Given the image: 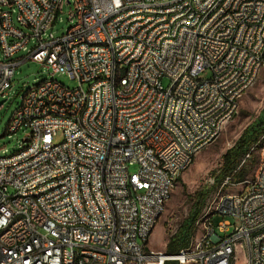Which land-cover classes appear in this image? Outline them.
<instances>
[{"label":"built area","instance_id":"built-area-1","mask_svg":"<svg viewBox=\"0 0 264 264\" xmlns=\"http://www.w3.org/2000/svg\"><path fill=\"white\" fill-rule=\"evenodd\" d=\"M212 4L0 0V108L26 61L74 83L87 78V89L45 81L17 102L5 135L24 133L26 152L0 155V192L11 197L0 199V264H231L241 253L264 264V150L253 177L225 178L221 189L240 190L216 195L219 211L207 203L185 249L149 247L173 181L235 119L264 68V0H224L219 12ZM66 7L72 26L56 37ZM227 218L239 223L233 231Z\"/></svg>","mask_w":264,"mask_h":264},{"label":"rangeland","instance_id":"rangeland-1","mask_svg":"<svg viewBox=\"0 0 264 264\" xmlns=\"http://www.w3.org/2000/svg\"><path fill=\"white\" fill-rule=\"evenodd\" d=\"M71 26L72 22H70L69 18V9L66 7L55 22L52 32L56 37H60ZM31 46L32 45L29 46V49ZM26 54V52H20L16 54L13 59L20 61L26 56ZM0 58L2 59L1 50ZM209 77L210 74L205 72L200 78L207 79ZM52 80L67 87H78V82L75 81L74 83L70 81L66 75L61 73L53 74V72L48 69L47 65H43L35 61H26L16 68L11 87L6 93L5 99L7 101H5L3 106L0 108V155H3V152L7 155L17 152L24 143V133L20 132L12 136L5 135L8 123L15 111L18 109L17 102L21 101L22 96L28 90L45 81ZM161 83L165 88H167L170 85V79L165 77L161 80ZM84 88L87 89V85H84ZM0 101L3 100L0 99ZM263 111L264 68L260 73L259 79L256 80L254 87H252L240 101V109L235 119L227 125L220 137L204 149L195 158L190 168L183 172L178 178L176 186L172 191L171 198L166 203L164 213L159 219L149 240V247L152 250L161 252L166 251V245L170 237L176 233L183 221L189 216L193 205V200L191 198L196 193L204 189L211 190L213 188L205 202L202 209L203 211L208 202L211 203L219 197L216 195L234 193L240 190V187L225 186L221 189V185L217 186L216 180L220 175L223 163L222 156L228 149L235 145L245 128L258 119L262 115ZM62 141L63 135L60 132L55 138V142L60 143ZM263 150L264 135L261 138V142L254 145L252 159L247 164L246 177L251 178L254 176ZM136 170V167L130 168V172H135ZM228 219L232 224L230 231H233L234 226L239 225V223L233 218H227V220ZM223 220L224 219L221 216H216L214 218V224L217 225ZM196 231H198V228L194 226V232ZM221 235L223 236V234ZM245 262L246 260L243 253L238 254L234 259V264H245Z\"/></svg>","mask_w":264,"mask_h":264},{"label":"trees","instance_id":"trees-1","mask_svg":"<svg viewBox=\"0 0 264 264\" xmlns=\"http://www.w3.org/2000/svg\"><path fill=\"white\" fill-rule=\"evenodd\" d=\"M264 135V111L262 115L252 122L249 126L245 128L239 139L236 141L235 145L228 149L226 153L222 156V167L220 175L217 177V186L221 185L225 178L233 176L236 181H241L247 175V164L251 160H247L246 164L241 167V169L235 173L241 164L245 156L250 152L251 148L261 142V138ZM213 188L204 189L196 193L191 199L193 200V205L189 216L183 221L178 230L174 235H172L166 245L165 253L167 255H177L183 249H185L189 243L190 239L194 234L195 223L205 205V202L212 192ZM165 264H179L176 261H167Z\"/></svg>","mask_w":264,"mask_h":264},{"label":"bare ground","instance_id":"bare-ground-1","mask_svg":"<svg viewBox=\"0 0 264 264\" xmlns=\"http://www.w3.org/2000/svg\"><path fill=\"white\" fill-rule=\"evenodd\" d=\"M219 6H224V0H217V4L211 5V12H219ZM97 47H106V40H97ZM124 80V71H117L112 74V83L113 85H121ZM257 80V79H256ZM78 82V87L82 88L84 85H87V78H77L75 80ZM52 82H56L52 80ZM42 88V83L32 89L29 92H36ZM26 152V142L23 143V146L18 150V154H25ZM190 166H188V169ZM177 181H173L172 191L176 186ZM0 199L4 200V205H11V197L9 192H0ZM166 203L164 204L165 210ZM222 208V196L216 198L213 202L208 204V211H219ZM23 214H30V207H23ZM162 214H157V221L161 218ZM55 256H62V248H55ZM186 258H194L193 250H186ZM37 263H44V252H37ZM231 264H234V261H231Z\"/></svg>","mask_w":264,"mask_h":264}]
</instances>
